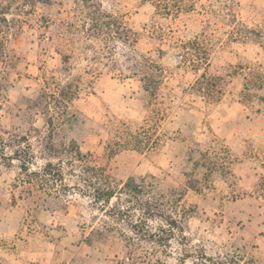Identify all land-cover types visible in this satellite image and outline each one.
Listing matches in <instances>:
<instances>
[{
	"label": "rangeland",
	"instance_id": "1",
	"mask_svg": "<svg viewBox=\"0 0 264 264\" xmlns=\"http://www.w3.org/2000/svg\"><path fill=\"white\" fill-rule=\"evenodd\" d=\"M97 1L137 33L117 44L160 65L153 97L91 61L83 33L67 39L80 0H0V264H264V87L243 98L249 72L264 73V43L230 32L263 25L264 0ZM202 32L215 101L194 89L203 68L178 57ZM58 51L70 54L65 73ZM121 53L116 67H130ZM70 80L81 88L68 107L45 96ZM74 146L111 186L133 178L178 220L166 245L157 220L136 227L148 240L77 192L63 153ZM48 161L62 183L43 173Z\"/></svg>",
	"mask_w": 264,
	"mask_h": 264
},
{
	"label": "trees",
	"instance_id": "2",
	"mask_svg": "<svg viewBox=\"0 0 264 264\" xmlns=\"http://www.w3.org/2000/svg\"><path fill=\"white\" fill-rule=\"evenodd\" d=\"M81 6L85 9L78 18V23L73 24L67 22L66 32L71 35L67 39H74V34L79 32L83 33L84 37L89 38L91 41L87 45V49L91 52L90 60L99 63L101 66L109 67L110 70H117L119 75L124 77H135L141 82V88L151 97L158 90L161 78L162 69L160 65L152 58L133 52L124 51L121 46L117 44L119 42L123 46L129 48L133 47L136 42V31L132 29L124 16L120 14H113L103 9L101 2L97 0H80ZM157 1V4L161 0ZM5 21V18H3ZM238 23V22H237ZM234 36H238L241 39L249 38L252 35L254 39H257L261 43L260 38L264 39V24L259 27H249L239 23L238 26L231 30ZM209 37L205 33H200L199 36H195L180 45V51L178 57L180 61L185 64L186 67H190L194 70H199L200 67L203 70L198 74L194 82V89L201 93L203 97L211 101H215L218 95L221 93V88L218 86L220 76L211 74L207 71V65L209 61ZM121 50V54L127 61L131 60L129 67H116V60L114 59L115 50ZM59 71L65 73L69 70V58L70 54L67 51L59 52ZM137 56V59H136ZM106 61H102V60ZM123 70H127L128 73H124ZM128 74V75H126ZM130 74V75H129ZM79 81H82L81 77H78ZM263 88L264 87V73L260 71H250L248 77H245L243 98L249 99L250 88L252 87ZM81 85L72 83V80L66 81L64 85L60 86L57 95L46 97L54 98V101L61 103L64 107H68L72 99L77 96ZM53 96V97H52ZM29 148V145H27ZM47 146H44L46 150ZM19 149L14 151V154L19 155ZM50 156L58 157L55 153H50ZM30 157L32 152L30 151ZM64 158L66 164L70 166L71 170H78L77 179L79 184L74 185L77 192L89 198L92 205H95L105 215L120 219L129 223V226L136 232L140 233L143 238L154 241L152 239L153 232L145 230L146 232L139 231L136 227L140 223L147 224L148 220L158 221V231L165 232V241H157L160 244L166 245L167 239L172 233V226H177L178 220L171 214L152 206V197L149 193L144 194L143 186L132 182L133 178H128L121 187H113L107 181V178L103 176L102 169L91 165L86 156L80 152L75 146L70 147L69 150L64 149ZM23 160V159H22ZM27 161H22V167L27 170ZM61 163V162H60ZM59 163V164H60ZM76 167V168H74ZM44 174L49 175L51 180L60 181L64 179L63 173L59 170L53 171L50 161L45 163L42 168ZM66 187L67 185L64 184ZM56 188V186L54 187ZM164 225L168 226V229L164 228ZM181 230V229H179ZM156 241V240H155Z\"/></svg>",
	"mask_w": 264,
	"mask_h": 264
}]
</instances>
